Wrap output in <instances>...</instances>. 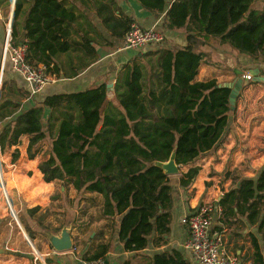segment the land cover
Listing matches in <instances>:
<instances>
[{"label": "trees", "instance_id": "trees-1", "mask_svg": "<svg viewBox=\"0 0 264 264\" xmlns=\"http://www.w3.org/2000/svg\"><path fill=\"white\" fill-rule=\"evenodd\" d=\"M8 0H2L5 2ZM254 0H173L165 12L167 28L185 27L187 44L158 50V89L145 90L143 66L125 63L116 81L118 104L108 99L107 84L47 95L39 104L20 111L17 102L0 96V152L29 137V158L47 145L39 162L46 182L69 180L80 193L103 194V215L120 217L119 238L126 251H140L151 239L161 245L173 219L170 176L159 161L188 165L225 139L231 116V87L217 79L198 81L202 63L213 64L201 47L211 36L228 42L241 53H264V11L251 9ZM31 2L25 19V3ZM143 7L162 13L167 0H139ZM66 0H16L13 44L27 45V60L58 72L57 57L72 50L94 57L92 39L73 34L77 14ZM97 13L117 38H124L135 18L114 0L98 5ZM255 82V81H254ZM30 93L27 92V95ZM240 95V94H239ZM46 108L49 115L45 117ZM6 119H9L5 123ZM5 120V121H4ZM49 139V141H48ZM48 141V142H47ZM17 156V153H13ZM199 172L191 167L179 183L189 187ZM229 215H243L257 224L264 239V169L257 178L242 176L222 197ZM29 231V229H28ZM32 237L31 231L28 232ZM254 261L264 264L262 247L253 237ZM100 250L88 260L102 257ZM124 264H130L129 261ZM147 264H191L178 252L155 255Z\"/></svg>", "mask_w": 264, "mask_h": 264}, {"label": "crops", "instance_id": "crops-1", "mask_svg": "<svg viewBox=\"0 0 264 264\" xmlns=\"http://www.w3.org/2000/svg\"><path fill=\"white\" fill-rule=\"evenodd\" d=\"M106 1L108 0H66L65 5L73 9L78 16L73 36L79 40L83 34H87L92 39L96 54L91 57L79 50L61 53L56 59L58 72L52 73L53 79L36 95H27L30 91L26 80L13 70L9 61L5 63L3 69L1 67L6 21L0 16V75H2L0 90L5 82L3 100L19 103L20 111L17 114L39 104L49 94L85 90L104 83L111 92L108 99L118 104L115 94L117 78L123 65L134 59L143 66L145 90L158 89L159 82L154 75L160 70L158 50L187 44L185 27L167 28L164 25L165 12L173 0H167L162 13L146 9L139 0H114L117 7L135 18L134 22L139 26L144 29L156 28L164 34L162 42L151 43L140 50L124 49L125 37H115L104 25L97 8L100 3ZM1 2L2 0L0 7ZM29 6L31 2L25 3L26 13L21 19H25ZM251 9L264 11V0H254ZM201 49L212 56L214 63L200 65L196 78L198 81L217 79L219 83L235 82L240 76V71L244 77L246 73H251L252 79L244 78L240 95L238 94L236 99L235 112L231 116L223 142L202 154L194 163L180 165L178 174L169 175L173 189V219L170 233L163 244H154L153 237L147 248L126 251L119 238L120 217L110 218L103 215L105 199L102 193L96 191L80 193L70 181L65 183L64 180H58L61 183H57L46 182L43 179L39 162L44 156L43 150H47V145L35 158H29L27 151L29 137L22 136L18 144L7 148L4 153L0 152L3 161L6 163L9 160L10 163L7 165L13 167L7 178L12 197L17 199L18 196L28 204L29 215L37 211L44 212L45 227L52 231L49 237L61 236L64 228L70 230L73 244L70 249L57 250L50 238L49 241H42V246L37 248L32 240L37 236L25 224V229L32 233L30 238L35 247L43 259L44 256L47 257L45 259L47 264H83L88 257L100 250L104 252L102 257L105 258L106 264H124L127 261L130 264H147L153 261L157 254L172 252H178L191 264H201L185 247L189 229L181 220L186 214L196 211L203 202L210 200H216L222 207V213L217 215L213 230L228 229L224 236V245L227 249L238 255L242 264H256L253 245L255 236L264 255V239L258 231L257 224L250 223L243 215H229L225 205L220 203L224 194L239 184L240 178L235 182L233 175L257 178L264 169V53L258 56L241 53L228 42H222L217 36L209 37ZM257 67L259 76L263 77L261 81L254 80L253 72ZM49 112L46 108L45 117ZM7 121L9 119H6L5 123ZM14 152L17 156L13 154ZM191 167H198L199 172L193 183L185 187L179 183V178ZM224 186L230 187L223 188ZM6 210L7 208L2 205L0 238L9 237L11 233L4 221ZM2 251L0 264H12L13 255Z\"/></svg>", "mask_w": 264, "mask_h": 264}, {"label": "built area", "instance_id": "built-area-1", "mask_svg": "<svg viewBox=\"0 0 264 264\" xmlns=\"http://www.w3.org/2000/svg\"><path fill=\"white\" fill-rule=\"evenodd\" d=\"M12 25L10 17L5 26L6 38L2 54V69L9 61L13 70L26 80L30 94L36 95L53 79L54 74L48 71L46 65L34 64L27 60V45L25 43L13 44ZM163 40L164 34L158 29H144L133 22L125 35L123 48L140 50L151 43H159ZM244 78L251 80L252 74L246 73ZM1 84L2 78L0 86ZM221 213L222 207L217 201L210 200L203 202L196 211L186 214L181 220L189 229L185 247L201 264H242L239 256L229 251L224 245V236L228 229L213 230L217 215ZM83 264H106V260L104 257H98L85 260Z\"/></svg>", "mask_w": 264, "mask_h": 264}, {"label": "rangeland", "instance_id": "rangeland-1", "mask_svg": "<svg viewBox=\"0 0 264 264\" xmlns=\"http://www.w3.org/2000/svg\"><path fill=\"white\" fill-rule=\"evenodd\" d=\"M11 3H12V0L1 2L0 16L4 18L6 22H9V19L11 17L12 24H14V21L16 22V20H14V13L11 15ZM19 20H21V17L19 18ZM1 91L2 89L0 90V96H1ZM0 162L2 164L4 182L8 189L10 201L12 202L17 212L18 219L20 220L24 228H26L25 227V224H26L32 229V231H34L35 236H37L33 238L32 240L38 248V246H42L41 244L42 241H47V240L49 241V235L52 233L50 229L45 227V224H44V220L46 218L45 214L43 211H37L34 214L29 215L28 204H25L23 200L18 198V196H17V199H14L12 197V195L9 192L10 188L7 185L8 183L7 178L11 174V169H13V167H11L10 165H7L10 163L9 160L5 163L1 156H0ZM232 178L236 182L240 178V176L233 175ZM56 182L61 183V181H58V180H56ZM63 182L67 183L69 182V180H64ZM227 187H230V186H227ZM227 187L224 186L223 188H227ZM0 203H1V206H0L1 210H2V205H4L7 208V210L4 211L5 212L4 221L5 223H7L8 230L11 231V233H9V237L0 238V249H1L0 254L3 252L2 250H5L10 255H13L12 264H43L42 260L37 257V254L35 253L33 247L30 245L29 240L25 237L24 231L20 227L18 221L16 220V218L14 217L10 209L9 200L3 189V184H2L1 179H0ZM0 220H1L0 225H2V219ZM228 221L231 222V220H228ZM26 231L28 233L27 229ZM36 238H37L38 245L36 244ZM44 258L46 259L47 257L44 256Z\"/></svg>", "mask_w": 264, "mask_h": 264}, {"label": "water", "instance_id": "water-1", "mask_svg": "<svg viewBox=\"0 0 264 264\" xmlns=\"http://www.w3.org/2000/svg\"><path fill=\"white\" fill-rule=\"evenodd\" d=\"M15 3H16V0H12V3H11V15L14 13ZM253 73L255 75L254 80H256V81L263 80V77L259 76V68L258 67L255 68V71ZM239 74H240V76L235 82L220 83V86H225V87H231L232 88V92H231V96H230L232 109L236 108V99L238 97V94H239L242 86H243L244 75H243V73L241 71L239 72ZM1 78H2V75H0V80H1ZM155 164H158L159 166H161L163 168L164 172L166 174H168V175H175V174H178L180 172V167H179L180 165L176 162L175 151L171 154L169 160L155 162ZM0 179H1L2 184H3V189H4V191L6 193V196H7L8 200H9V206H10V209H11L14 217L16 218V220L18 221L20 227L24 231L26 238L30 241L33 249L35 250V253L37 254V257L42 260L43 264H46L45 259H43L41 253L35 247L34 243L32 242V240H31V238L29 236V234L27 233L26 229L24 228V226L21 224L20 220L18 219L17 212H16L12 202L10 201L8 190H7L6 184L4 182V176H3L1 164H0ZM49 238H50V241H51L52 245L57 250H60V251L70 249L72 247V245H73L72 244V240H71V233H70V230L68 228H64L62 230L61 236L51 235Z\"/></svg>", "mask_w": 264, "mask_h": 264}]
</instances>
